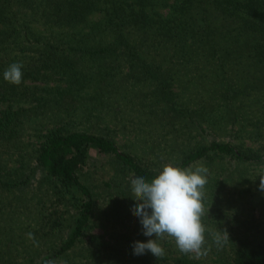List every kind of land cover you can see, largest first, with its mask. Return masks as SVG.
Here are the masks:
<instances>
[{
	"label": "trees",
	"instance_id": "obj_1",
	"mask_svg": "<svg viewBox=\"0 0 264 264\" xmlns=\"http://www.w3.org/2000/svg\"><path fill=\"white\" fill-rule=\"evenodd\" d=\"M67 95L76 103L69 112L60 113ZM0 102L1 189L11 190L22 182L13 181L5 166L23 169L31 160L27 153L17 157L14 148L21 122L36 125L55 120L57 114H73L83 125L72 128V121L68 127L55 122L45 131L38 130L32 149L45 174L41 187L54 190L51 203L69 193L67 201L76 208L68 233L59 234L60 220L52 211H44L47 200L41 201L39 212L28 203L27 212L14 209L33 219V224L37 218L51 221L48 230L60 236L51 245L53 255L77 248L78 256L84 257L82 264H203L208 240L226 234L228 264H264L261 228L245 225L235 230L230 225V212L223 207L233 210L232 205L243 203L235 193L224 194L221 184L206 197L204 168L188 179L195 186L197 179L200 183L194 194L197 200L193 194L182 197L179 187L167 201L152 202L146 212L152 218L146 228L157 231L152 245L136 229L137 222L130 223L129 215L122 240L117 231L116 242L88 233L91 219L97 216L99 225H106L134 201L128 202L125 194L99 193L83 176L91 152L110 156L122 171L158 187L166 181L167 187H173L172 180L177 181L182 171L190 173L187 168L193 162L217 155L260 161L264 157V0H0ZM162 104L171 108L174 117L161 122ZM137 114L140 129L131 130L127 124L136 123ZM197 119L208 120L218 133L235 126L231 135L237 141L211 140L190 147L199 135L193 126L198 127ZM147 122L153 129L147 128ZM118 131L134 132L144 152L163 157L161 163L175 151V167L162 166L152 157L139 158L117 142ZM248 140L261 146L253 148ZM21 157L15 165L13 160ZM178 183L192 190L184 179ZM99 196L104 203L97 205ZM40 198V193L29 195L32 201ZM182 201L185 209L179 210L183 216L178 220L170 216L168 203ZM18 202L25 207L24 198ZM207 202L213 206L204 207ZM10 226V220H0L2 233ZM42 233L37 225L27 238ZM85 235L88 244L83 243ZM22 243L17 252L26 246Z\"/></svg>",
	"mask_w": 264,
	"mask_h": 264
},
{
	"label": "rangeland",
	"instance_id": "obj_2",
	"mask_svg": "<svg viewBox=\"0 0 264 264\" xmlns=\"http://www.w3.org/2000/svg\"><path fill=\"white\" fill-rule=\"evenodd\" d=\"M74 103L76 102L70 101V97L67 95L63 100V106L59 112L64 113L66 110L69 112L71 105ZM0 105H2L1 102ZM29 105H31V102ZM46 111L47 110L44 112L45 114L47 113ZM172 114L173 113L171 112L170 107L164 104L161 105V122L165 121L167 118L169 120L171 117H174ZM57 115L59 116H57V118L53 121L50 119L42 120V124L38 123L36 125H33V123L29 120H25L24 123H20L22 128H19L15 132L16 145L14 148L17 151V157L27 153L31 160L29 165L23 169L22 167L17 168L16 166H5V170L7 172L11 171L8 173V176L13 181H15L13 178H19L22 180V182L11 187V190H9V188H0V195H5L3 199H0V220L6 219L11 221V226L9 229L5 230L4 233L0 231V236H2L0 237V253L1 255H4V260L0 262V264H82L84 260V257L78 256L80 251L76 250L77 248H72L68 250V252H64L63 255L52 254V251H54L55 248L51 245L53 243L59 242L58 238L60 239V231L63 236L68 233L69 223H71L74 219L73 214L76 212V208L70 203V201H67V199H69V193H66L61 199H55V201L51 203V199L53 198L52 192L54 190L52 188L49 190V188H47L48 186L41 187V180L45 174L44 171H42V167L39 166V163L34 158V152L32 151L34 144H36L38 140V130L45 131L46 127L53 125L55 122V124L58 126L62 125V123H67L66 127H68L71 121L72 128H79L80 126H83L78 122V120L76 122V119L72 118L73 114ZM61 116L62 120H58ZM135 117L136 119L134 120L136 123L127 124L131 130L140 129L138 127V114L135 115ZM195 122L197 123L198 127H196L195 124H193V126L195 130L199 131V135L192 140L191 144H189L190 147L199 144L202 145L211 140H225L230 142L237 141L234 140L235 138L231 135V132L233 133L235 126H233L232 129L229 128L228 131L226 130L223 133H218L211 128L208 120L197 119ZM146 126L147 128L150 127L153 129L149 122H147ZM66 127H63V129ZM115 138L121 146L138 153L137 155L139 158L152 157L154 161L157 160L161 163V159L163 157H156L155 154L151 155L146 154V151L144 152L143 147L145 146H142V144L136 140L137 138L134 132L118 131ZM147 138L151 137L148 136ZM166 138L167 136L161 137V142L162 140L165 141ZM247 142L250 143L248 145H251L253 148L261 146L256 142H250L249 140ZM174 152L175 151H172L170 157L162 160V166L170 169L175 167L174 162H176L177 158L176 154H173ZM2 156H6V153H2ZM21 159L22 157L18 158L17 160H13L15 161L14 164L18 165ZM198 168L199 170L200 168H204V171L201 173L208 176V178H204L202 180L207 184V187L205 188L207 190L206 197L208 193L210 195L212 187L214 189L215 186L221 184L224 194H227V192L234 196L236 194L238 199L244 204L232 205L233 210H231L229 206L223 207L227 212H230L228 217L230 218V225L234 226L235 230H241L245 225L260 227L264 237V157L260 161L248 162L235 159L229 153L223 154L222 156L217 155L214 159L213 157L206 158L202 162L195 161L187 168L190 173H188L187 170L180 172L178 176L180 177L179 179H184V181L187 182V184L192 188V190H190L188 186L185 187L184 185L179 184V179L177 181H175V179L172 180L175 183V187H167V181L163 183V186H149L141 182L133 172L122 171L117 163L112 161L110 156L91 152L88 156V162L83 166V176H86L87 180L93 187V190L98 191L99 193H102L103 191H109L113 193V196L125 194L128 202H134L129 204L125 208V211L121 210L115 219H108L106 221V225L105 223L99 225V218H97V216L94 217V219H91L89 222L91 225L87 229V232L101 234L108 242H116V231L121 233L120 236L122 240V234L125 232L127 225L137 222L135 224L136 229H141V233H144V235L147 237L148 244L152 245L157 238V231H152L150 228H146V226L152 223V218H149L146 212L149 211L152 202L160 200L167 201L169 197H173L176 188L179 187L181 189L178 193L182 194V197L186 196L187 194H193L197 200V195L194 194L197 192L200 183L197 179L198 185L195 186L193 182L189 183L188 179L191 178L192 180L193 177H191V175L199 172L197 171ZM33 192L36 194H41L39 201L36 199L33 201L31 199L29 200V195ZM6 193H11V198L10 195L6 196ZM23 198L26 202V205L23 204L25 207H23L18 202H22ZM221 198L224 202L222 195ZM10 200L11 204L9 203ZM42 200H47V205L44 207V211H52V216L57 217L58 221L60 220V225H58L56 228L59 234L51 235L50 230H48V225H46H51V221H49L48 218H41L39 221L37 218L34 220L35 223L33 224V219L29 218L28 216L25 217V215L19 216L17 212L14 211V209H25L24 211L27 212L28 208H31L28 207V203L39 212L40 203ZM16 202L17 206H15ZM103 203L104 202L101 196H99L96 204L98 205ZM183 203V201L175 203L174 205L168 203L171 217H177L178 220L182 218L183 214L178 212L179 210L185 209V205H183ZM188 205H186L187 209L190 208ZM209 206H213V204L209 202L204 204V207L206 208H209ZM144 208H146V210ZM191 209L192 207L190 208V211L193 210ZM127 215H129V217L132 219L130 223L129 217ZM170 216L169 220H171ZM52 219L54 218L52 217ZM58 221L56 220V222ZM161 224L164 229L165 221ZM37 225L40 227L41 233L46 231L50 233V235H43L44 233H42L41 235L37 234L33 238H27L32 227L36 228ZM170 230L171 229L168 228V231ZM133 236H137L136 232H134ZM20 237L25 243H22L23 240H20ZM227 239L230 241L229 237L226 234H223L221 237L213 235L212 240H208L209 243L204 240V242L207 243L209 249H207L208 253L202 256V258L205 257L203 264H228L226 259L228 258L229 254L230 242H228ZM83 240L84 244H88L89 240L86 235L84 236ZM217 242H220V244L217 245ZM21 243L23 244V247L25 245L26 246L22 249V252L18 251V253L16 250L21 245ZM3 247H7V249L1 252ZM8 249L9 251L7 253ZM30 257L32 260L30 262H28L29 259L26 261L25 258Z\"/></svg>",
	"mask_w": 264,
	"mask_h": 264
}]
</instances>
